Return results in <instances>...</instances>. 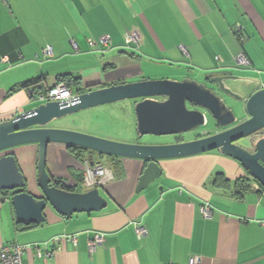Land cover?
<instances>
[{
    "label": "crops",
    "instance_id": "0c3cea01",
    "mask_svg": "<svg viewBox=\"0 0 264 264\" xmlns=\"http://www.w3.org/2000/svg\"><path fill=\"white\" fill-rule=\"evenodd\" d=\"M130 33L137 34L136 42H126ZM48 48L51 57L44 55ZM239 54L249 65H236ZM220 75L244 78L225 82L243 98L234 104L237 111L264 88V0H0V122L43 103L38 93L61 84L60 77L77 79L73 92L79 94L149 80L205 83ZM39 78L41 90L21 88ZM74 123L65 119L53 127L120 139L98 124L67 125ZM175 142L187 141L172 137L159 143ZM36 151L26 145L10 153L26 191L39 197ZM90 156L94 165L111 171L96 187L107 206L71 217L47 206L44 223L25 224L15 219L9 196L0 192V247L26 246L22 264H189L192 257L200 264H264V189L236 161L217 151L160 160L161 176L140 192L146 166L140 160L95 153L79 158L52 144L46 168L52 180L85 193L95 189L81 184ZM136 226L145 228L144 237L136 236ZM95 234L103 235V242L90 251ZM70 235L75 242H53ZM35 246L53 255L39 257Z\"/></svg>",
    "mask_w": 264,
    "mask_h": 264
},
{
    "label": "water",
    "instance_id": "95a60500",
    "mask_svg": "<svg viewBox=\"0 0 264 264\" xmlns=\"http://www.w3.org/2000/svg\"><path fill=\"white\" fill-rule=\"evenodd\" d=\"M238 80L244 78L220 75L210 77L205 83L191 79L120 83L77 93L70 101H47L15 114L0 122V192L9 196L15 219L25 224L44 223L43 212L47 206L62 217L103 210L107 201L96 188L85 193H74L52 185V178L46 168L47 150L52 144L145 162L137 192L161 176L160 160L211 151H217L239 163L246 175L264 189V137L255 141L252 138L264 129V88L253 92L244 101L241 108L247 118L235 123L238 112L235 110L238 108L229 107L226 98L236 103H242L243 98L229 89L225 82ZM125 100L134 102L135 129L139 138L178 137L198 130L208 121L228 129L187 142L127 144L49 127L51 122L81 111ZM26 145L37 147L36 182L41 193L39 197L25 191V178L14 155L10 153ZM91 158L89 164L92 166Z\"/></svg>",
    "mask_w": 264,
    "mask_h": 264
},
{
    "label": "rangeland",
    "instance_id": "374dc122",
    "mask_svg": "<svg viewBox=\"0 0 264 264\" xmlns=\"http://www.w3.org/2000/svg\"><path fill=\"white\" fill-rule=\"evenodd\" d=\"M236 65L237 62L235 61ZM238 66V65H237ZM161 67H163L161 65ZM228 74H239V76L246 77L249 76L248 73L237 72L236 70H230ZM227 104L229 107H233L236 103L232 99L226 98ZM238 103V102H237ZM34 104H38L35 102ZM238 107V106H237ZM237 111V109L235 110ZM247 118L246 114L241 111L236 112V122L240 123ZM73 121L75 122L72 125L67 124L69 127L80 129V125H100L104 129H106L109 133L114 132V136L119 140H113L116 142L134 144L139 142L140 144L145 143V140L150 142H156L153 144H160L159 142H167L172 140V137H149L144 136L143 138H139L135 129V115H134V103L132 100H125L117 103H111L99 107H94L88 110L81 111L71 116H67L61 120L53 121L49 124V127L54 128L53 126L59 125L60 121ZM220 127L216 125L214 121L205 124L200 127L198 130L194 132H190L181 136H178L177 139L190 141L191 139L203 137V136H211L217 133ZM74 131V130H73ZM78 132V131H76ZM80 133V132H79ZM90 135V134H89ZM94 136V135H92ZM97 137V136H96ZM243 143V142H242ZM241 144V142H238Z\"/></svg>",
    "mask_w": 264,
    "mask_h": 264
},
{
    "label": "built area",
    "instance_id": "2783aa9c",
    "mask_svg": "<svg viewBox=\"0 0 264 264\" xmlns=\"http://www.w3.org/2000/svg\"><path fill=\"white\" fill-rule=\"evenodd\" d=\"M126 42H136L138 39L136 33H130L125 36ZM100 42L104 45L107 42L106 37H102L100 39ZM93 44V43H91ZM45 57H51V49H45L44 50ZM236 62L238 65L241 66H247L249 65V61L244 56V54H239L236 58ZM77 96V93H74L69 89L64 83L56 85L54 88L50 89L46 93H38L37 99L40 102H47V101H58V102H64V101H70L71 99H74ZM259 137H264V131L259 132L258 134H255L252 138L253 141L258 139ZM111 171L108 167L96 164V165H90L88 161L85 162L83 166V178L81 181V184L86 189L96 188L100 185H102L109 177H110ZM202 213L205 217L210 216V210L207 207H204L202 209ZM263 230H264V222L261 223ZM135 233L138 238H142L146 234V230L142 226H136L135 227ZM65 241H71L75 242V235L70 236H63V237H56L53 239L54 243H60L61 240ZM103 242V235L101 234H95L94 237L89 241L88 247L90 251H94V249L101 245ZM26 246L19 245V244H8L0 247V264H22V257L26 251ZM36 254L41 257H51L53 255V250L50 252H42L41 249L38 246H35ZM60 247L57 245L56 250H59ZM189 264H200V260L198 257H192L189 260Z\"/></svg>",
    "mask_w": 264,
    "mask_h": 264
},
{
    "label": "trees",
    "instance_id": "16d2710c",
    "mask_svg": "<svg viewBox=\"0 0 264 264\" xmlns=\"http://www.w3.org/2000/svg\"><path fill=\"white\" fill-rule=\"evenodd\" d=\"M59 82L58 83H64L69 89H71V91L73 92V87H77V79H75L74 77L72 76H65V77H60L59 79ZM44 82V79L43 78H39L35 81H30V82H27V83H24L22 84L21 88H24V89H29V88H38L39 90H41L42 87H40V85ZM48 92V90H47ZM45 93V92H44ZM69 151L71 153H73L76 157H79V158H83L85 154H94L93 152H90V151H86V150H82V149H79V148H75V147H71L69 148ZM75 152V153H74ZM97 154V153H95ZM92 157V156H91ZM52 185L58 189H61V190H64V191H67V192H73L72 189L70 188H67L62 182L60 181H54L52 180ZM26 191V190H25ZM3 193V192H1ZM4 194V193H3ZM30 226H34V225H30Z\"/></svg>",
    "mask_w": 264,
    "mask_h": 264
},
{
    "label": "flooded vegetation",
    "instance_id": "af4514ba",
    "mask_svg": "<svg viewBox=\"0 0 264 264\" xmlns=\"http://www.w3.org/2000/svg\"><path fill=\"white\" fill-rule=\"evenodd\" d=\"M231 127H232V126H231ZM225 129H228V128H221V127H220L219 130L217 131V133H218V132H221V131H223V130H225ZM93 165H94V163H93Z\"/></svg>",
    "mask_w": 264,
    "mask_h": 264
},
{
    "label": "bare ground",
    "instance_id": "6f19581e",
    "mask_svg": "<svg viewBox=\"0 0 264 264\" xmlns=\"http://www.w3.org/2000/svg\"><path fill=\"white\" fill-rule=\"evenodd\" d=\"M226 84H227V82H226Z\"/></svg>",
    "mask_w": 264,
    "mask_h": 264
}]
</instances>
